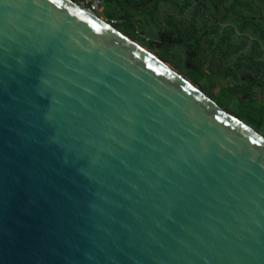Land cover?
Listing matches in <instances>:
<instances>
[{
	"label": "water",
	"instance_id": "obj_1",
	"mask_svg": "<svg viewBox=\"0 0 264 264\" xmlns=\"http://www.w3.org/2000/svg\"><path fill=\"white\" fill-rule=\"evenodd\" d=\"M93 1L0 0V264H264V135Z\"/></svg>",
	"mask_w": 264,
	"mask_h": 264
},
{
	"label": "trees",
	"instance_id": "obj_2",
	"mask_svg": "<svg viewBox=\"0 0 264 264\" xmlns=\"http://www.w3.org/2000/svg\"><path fill=\"white\" fill-rule=\"evenodd\" d=\"M101 1L112 26L264 135V0Z\"/></svg>",
	"mask_w": 264,
	"mask_h": 264
},
{
	"label": "rangeland",
	"instance_id": "obj_3",
	"mask_svg": "<svg viewBox=\"0 0 264 264\" xmlns=\"http://www.w3.org/2000/svg\"><path fill=\"white\" fill-rule=\"evenodd\" d=\"M89 1L90 0H84V1H82L80 3L87 4ZM106 7H107V4L102 1L100 3V5L97 7L96 11H95L100 17H102L105 20H107V18L105 16V9H106ZM229 85H230L229 80L227 78H225V77L222 76L220 83L214 89V93L215 94H218L222 88H225V87H227Z\"/></svg>",
	"mask_w": 264,
	"mask_h": 264
},
{
	"label": "built area",
	"instance_id": "obj_4",
	"mask_svg": "<svg viewBox=\"0 0 264 264\" xmlns=\"http://www.w3.org/2000/svg\"><path fill=\"white\" fill-rule=\"evenodd\" d=\"M101 2H102L101 0H94L91 7L92 10L96 11L97 7L100 5Z\"/></svg>",
	"mask_w": 264,
	"mask_h": 264
}]
</instances>
